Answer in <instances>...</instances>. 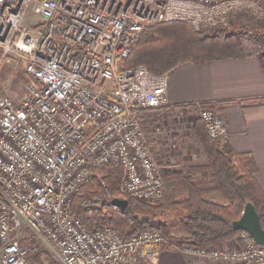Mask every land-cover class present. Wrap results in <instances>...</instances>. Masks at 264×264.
I'll return each instance as SVG.
<instances>
[{
	"label": "built area",
	"instance_id": "2783aa9c",
	"mask_svg": "<svg viewBox=\"0 0 264 264\" xmlns=\"http://www.w3.org/2000/svg\"><path fill=\"white\" fill-rule=\"evenodd\" d=\"M30 9L40 17L32 28ZM244 12L264 19V0H0V74L15 64L32 77L19 102L0 85V264H141L166 245L215 263L264 264V246L246 231L235 249L178 246L157 228L129 238L110 224L89 230L72 208L94 172L114 165L123 196L164 193L142 116L170 105L171 71L123 67L147 28L220 29ZM251 40L246 49L259 52ZM194 106L209 137L227 136L218 109Z\"/></svg>",
	"mask_w": 264,
	"mask_h": 264
},
{
	"label": "trees",
	"instance_id": "16d2710c",
	"mask_svg": "<svg viewBox=\"0 0 264 264\" xmlns=\"http://www.w3.org/2000/svg\"><path fill=\"white\" fill-rule=\"evenodd\" d=\"M236 22L231 28L213 31L197 29L182 22L153 25L144 32L123 67L144 65L155 74H163L186 63H207L215 59L257 55L264 70V53L246 49L245 37H242L264 41V22ZM244 29H249L246 31L248 34L243 35L241 30ZM31 78L28 75L26 82ZM202 106L217 109L219 104L208 102ZM204 126V122L197 120L194 130L208 163L193 164L168 178L183 188L180 199H172L166 205L160 201L162 198L157 200V204H149L123 196L120 193L123 170L114 165L96 170L93 179L75 194L72 207L74 215L89 230L110 224L122 236L129 238L146 229L157 228L170 244H189L201 249L228 242L244 232L232 225L242 216L248 202L255 205L264 228V190L255 175L257 164L254 158L238 154L224 139H212ZM203 173L211 174L215 183H197L195 178ZM214 192H219L223 201L212 200L209 195ZM115 198L128 199V208L124 213L113 206L112 200ZM162 207H183L186 236H173L165 222L154 223ZM51 261L49 264H60L56 260Z\"/></svg>",
	"mask_w": 264,
	"mask_h": 264
},
{
	"label": "crops",
	"instance_id": "0c3cea01",
	"mask_svg": "<svg viewBox=\"0 0 264 264\" xmlns=\"http://www.w3.org/2000/svg\"><path fill=\"white\" fill-rule=\"evenodd\" d=\"M168 78L170 105L162 110H189L196 109V103L218 102L217 109L225 117L228 127L224 142L238 154L254 158L257 164L255 175L264 190V70L259 57L252 55L215 59L207 63H186L173 69ZM153 112L143 114L146 125ZM148 132L152 140L158 138L159 134L153 130ZM156 146L159 148L161 143ZM238 240L239 236L220 245L231 249ZM140 263L238 264L227 261L215 263L203 256H190L169 245L159 248L149 258L142 257Z\"/></svg>",
	"mask_w": 264,
	"mask_h": 264
},
{
	"label": "rangeland",
	"instance_id": "374dc122",
	"mask_svg": "<svg viewBox=\"0 0 264 264\" xmlns=\"http://www.w3.org/2000/svg\"><path fill=\"white\" fill-rule=\"evenodd\" d=\"M39 19L40 17L35 15L33 10L30 9L27 15V19L25 20L26 25L32 28L33 22H36ZM238 20L247 21L248 24L256 21L264 22V19L258 18L250 12H244L241 14L233 15L230 24H228V27L226 28H231V26L236 24V21ZM226 28L206 30L213 31ZM247 30H241L243 35L248 34L246 32ZM242 37H245V39H252L251 41L258 45V53H264V41H259L256 38H251L248 36ZM244 44L246 46L245 41ZM247 44L251 45L249 40ZM27 76L28 75L24 71V65H5L1 71L0 85L3 87L6 94H8L9 97H11L15 102L21 101L22 99H24V96L28 94L25 84L27 83ZM164 110H156L152 113V115L149 116V123L146 125L145 122L146 129L148 131L153 130L154 133L159 134L158 138L153 140L150 135L149 142H151L152 140L151 146L154 150L153 154L155 155L156 161L159 165L158 167L161 168V171L164 175L163 179L165 180V189L163 190L164 193L162 197L150 202L141 201L149 204H157L159 203V201L157 200L161 198L162 200L160 201H163L162 203L166 205H168L167 203H169L172 199L173 201L180 199L183 193V188L178 184L170 181L168 178L176 172H183L187 169V167L193 164L199 165L208 163L207 155L204 152L202 144L199 140H197L198 137L196 136L194 130V126L197 120L202 121V119L198 115V109L190 108L189 110L182 109L174 112H172L171 110L168 112ZM156 128H159V131H157ZM158 143H161V146L159 148L156 146ZM207 174L208 173H203V175L196 177V182L204 185H213L215 183L214 179L210 177L211 174ZM209 196L212 198V200L214 199L215 201H223V198L219 192L211 193ZM183 215V207H162L160 209V212L157 214L156 219H154L153 221L156 225L161 222H165L167 224L168 231L173 236L182 237L187 235L186 229L184 228L185 216ZM176 245L183 246L188 244ZM243 246L244 244L242 240L239 239L237 245H235L234 248L231 249ZM37 260L38 262L47 261L51 263L52 257H49L47 259L39 257V259Z\"/></svg>",
	"mask_w": 264,
	"mask_h": 264
},
{
	"label": "water",
	"instance_id": "95a60500",
	"mask_svg": "<svg viewBox=\"0 0 264 264\" xmlns=\"http://www.w3.org/2000/svg\"><path fill=\"white\" fill-rule=\"evenodd\" d=\"M112 204L120 208L121 212L124 213L128 208L127 204L129 202L126 198H115L112 200ZM257 212L255 205L252 202H248L244 212H242V216L235 220L232 226L237 230L248 232L258 245L264 246V228Z\"/></svg>",
	"mask_w": 264,
	"mask_h": 264
}]
</instances>
